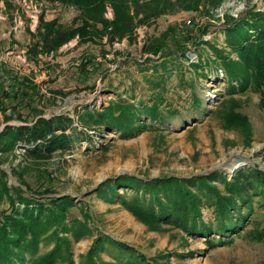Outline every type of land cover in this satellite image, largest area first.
<instances>
[{
    "label": "rangeland",
    "instance_id": "374dc122",
    "mask_svg": "<svg viewBox=\"0 0 264 264\" xmlns=\"http://www.w3.org/2000/svg\"><path fill=\"white\" fill-rule=\"evenodd\" d=\"M10 1V5L0 1V62L18 77L29 76L40 94L29 106L7 99L8 110H0V130L8 123L32 121L34 105L46 117L69 114L79 129L78 111L86 106L103 109L119 100L141 109L146 104H158L163 116V120L155 121L143 113L141 121L150 126L134 137L122 138L115 129L103 128V136L91 131L92 141L82 138L71 151H58L50 159L27 158L23 148L9 154L0 152V167L8 174L9 185H15L16 179L19 185L15 186L26 190L20 181L23 177L38 193L55 191L39 198H45L48 207L52 206L48 201L51 197L72 196L76 205L70 208L68 223L83 219L84 209L89 212L92 232L79 240L66 234L71 239L75 264L87 258L98 234L127 243L149 264H264V237L257 235V231L264 230V201L254 195L255 190L251 191V201L242 207V214L248 217L243 219L242 228L232 233L233 242L215 246L208 243L207 237L192 236L169 225L162 230L150 229L120 203L109 202V189L106 196L97 191L101 183L108 179L116 182L120 175L152 179L218 171L230 179L255 165L264 170L261 92L251 86L245 92L232 93L212 49L225 47L227 53L231 52L226 42L227 27L241 19L248 23L261 19L264 0H171L173 4L159 16L143 22L142 14L135 16L133 30L124 38L111 41L110 34H106L81 42L77 36L56 53L40 54L33 60L27 54L33 42L28 28L36 31L41 14L47 20L58 18L70 26L80 23L76 22L80 10L57 2ZM105 7L104 17L114 20L113 5L107 1ZM183 50H187L185 55ZM229 54L238 58L236 52ZM193 63H199V68ZM0 82L6 86L9 82L1 71ZM233 98L239 104L235 110L251 122L250 143L240 130L225 127L223 115ZM11 114L13 119L7 121L6 115ZM105 146L109 148L104 150ZM241 162L244 166L234 172L231 165ZM215 181L225 191L219 174ZM128 194L131 196L132 191ZM2 210H11L7 198L0 204ZM203 217L214 220L213 207L204 206ZM213 236L220 239L217 234ZM40 245L38 255L48 252L55 240L44 239ZM131 253L107 240L94 259L124 264ZM64 260L60 258L57 264H66Z\"/></svg>",
    "mask_w": 264,
    "mask_h": 264
},
{
    "label": "trees",
    "instance_id": "16d2710c",
    "mask_svg": "<svg viewBox=\"0 0 264 264\" xmlns=\"http://www.w3.org/2000/svg\"><path fill=\"white\" fill-rule=\"evenodd\" d=\"M4 1L8 5L11 4L10 0ZM37 1L57 2L77 8L80 13L76 22L80 23L67 26L58 18L47 20L41 14L36 31L28 28L33 38L27 49L30 60L38 59L40 54L56 53L77 36L81 42L94 41L95 37L106 34H110L111 41L124 38L132 32L135 16L142 14L140 21L143 22L152 16L165 13L166 8L173 4L171 0ZM107 1L113 5L115 11L112 21L104 17ZM211 1L218 3L221 0ZM246 21L241 19L226 29L227 45L231 47V52L238 54L237 59L232 58L229 54L231 52L227 53L225 47L212 46V49L228 77V87L232 93L245 92L252 86L261 92V106L264 107V15L251 23ZM158 50L159 48L155 52ZM181 52L185 55L187 50ZM209 62L212 63L210 59ZM193 64L199 68V63ZM0 71L9 79L7 86L0 82V110H8L5 103L7 99L19 104L26 103L28 106L30 102L35 103L40 93L38 85L33 83L29 76L18 77L10 73L1 62ZM231 102L232 105L223 115L225 127L240 130L246 137V142L250 143L251 122L246 115L235 110V107L239 106L236 99H231ZM37 108L34 105L36 113L32 121L22 120L24 123L17 125L8 123L0 130L1 153L9 154L16 148H23L27 158L50 159L58 151H71L82 138L92 141L94 135L91 131L103 136V128L115 129L120 132L122 138L134 137L150 126L149 123L141 121L143 113L150 115L155 121L163 120L158 104H146L141 109L127 100H119L103 109L86 106L82 111H78L77 122L82 126L79 129V126L74 125L76 120L69 114L46 117ZM13 117L12 114L6 115L7 121ZM108 148L109 146H105L104 150ZM2 163L0 160V164ZM217 174L223 180L225 191L216 184ZM7 177V172L0 167V204L7 198L11 208L10 211L0 212V264H57L60 258H64L66 264H75L70 251L71 239L66 234L71 233L79 240L92 232L89 212L84 209L83 219L68 223L70 208L76 205L72 196L51 197L48 201L52 206L48 207L43 202L45 198L43 201L39 198L55 191L38 193L20 177L21 183L27 186L25 190L20 186L9 185ZM120 188L125 190L120 192ZM107 189L112 194L107 196L109 202L120 203L148 228L162 230L165 225H169L192 236L207 237L208 243L215 246L233 242L232 233L239 231L243 219L248 217V214H242V207L251 201L252 190L256 191L254 195L264 201V170L255 165L253 168L238 171L230 179L226 173L218 171L192 177L167 176L152 179L120 175L116 182L114 179H108L97 187V191L103 196H106ZM128 190L132 191L131 196ZM19 204L24 206L21 208ZM204 206L213 207L214 220L204 219ZM214 234L220 239H216ZM257 235L264 237V230L257 231ZM44 239L48 242L54 239L55 245L45 254L38 255ZM107 240L132 250L130 259L124 264H149L144 255L130 248L127 243L103 234H98L95 238L82 264H113L94 259Z\"/></svg>",
    "mask_w": 264,
    "mask_h": 264
},
{
    "label": "water",
    "instance_id": "95a60500",
    "mask_svg": "<svg viewBox=\"0 0 264 264\" xmlns=\"http://www.w3.org/2000/svg\"><path fill=\"white\" fill-rule=\"evenodd\" d=\"M243 166H244V163L241 162V163H239L237 166H234L232 170H233L234 172H236L237 170L241 169ZM13 179H14V178H13ZM13 181H14L15 185H16V184L19 185V183L16 181V179H14Z\"/></svg>",
    "mask_w": 264,
    "mask_h": 264
},
{
    "label": "bare ground",
    "instance_id": "6f19581e",
    "mask_svg": "<svg viewBox=\"0 0 264 264\" xmlns=\"http://www.w3.org/2000/svg\"><path fill=\"white\" fill-rule=\"evenodd\" d=\"M234 167V165H231V168Z\"/></svg>",
    "mask_w": 264,
    "mask_h": 264
}]
</instances>
